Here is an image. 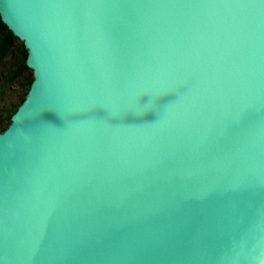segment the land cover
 I'll return each instance as SVG.
<instances>
[{"label":"water","instance_id":"water-1","mask_svg":"<svg viewBox=\"0 0 264 264\" xmlns=\"http://www.w3.org/2000/svg\"><path fill=\"white\" fill-rule=\"evenodd\" d=\"M34 81L0 133V264H264V0H0Z\"/></svg>","mask_w":264,"mask_h":264},{"label":"trees","instance_id":"trees-1","mask_svg":"<svg viewBox=\"0 0 264 264\" xmlns=\"http://www.w3.org/2000/svg\"><path fill=\"white\" fill-rule=\"evenodd\" d=\"M0 60L5 57L6 55V51H7V44L10 43H14L15 46L17 47V49H15V59L16 61H18L17 63L14 62L13 64V69H9L7 71V76H5V79L9 82H13L16 83L17 79L19 77H22L23 75H27L28 76V80H27V84H22L20 83L21 89V94L18 93L17 94V100L18 103L14 104V100L9 101V106L7 109V123L5 125V127H0L2 128V131L0 132H4L6 131V129L10 126L11 124V119L13 117V115L18 111L19 107L24 103V101L27 98V95L31 89L32 83L34 81V73L31 71V74H27L28 72H30V68L27 65V59H28V50L26 49L24 43L20 42L13 34V32L7 27V25H5L1 19V15H0ZM18 42V44H16ZM6 46V47H5ZM12 67V66H9ZM30 77H33L32 80ZM9 87V83H7L6 86L0 84V95H2L4 88H8ZM3 124V120L2 117L0 116V126Z\"/></svg>","mask_w":264,"mask_h":264},{"label":"rangeland","instance_id":"rangeland-1","mask_svg":"<svg viewBox=\"0 0 264 264\" xmlns=\"http://www.w3.org/2000/svg\"><path fill=\"white\" fill-rule=\"evenodd\" d=\"M1 36L2 35H0V38H1ZM17 39L20 42H22L19 38H17ZM16 44H18V42ZM7 48L8 49L6 51L5 57H3L0 60V84L6 86L7 83H9V87L7 89L4 88L2 95H0V116L2 117V120H3V124L0 127H5L6 123L8 122L7 121V116H8L7 109H8V106H9L8 102L9 101L13 102V100H14V102H15L14 104L18 103V101H16L17 100V94L18 93L21 94V89H22L21 87H19L20 83L25 85V84H27V80H28V76L27 75H23L22 77H19L17 79L16 83L13 82V85H12V82H9V81H7L5 79V76H7V71L9 69H12L14 71L13 64H14V62H16V63L18 62V61H16L15 56H14L15 55V49H17L15 44L9 42V44H7ZM9 66H12V67H9ZM31 71L33 72V70L30 69V72H28L27 74L30 75ZM30 78L32 80L33 77H30ZM11 123H12V119H11ZM0 131H2V128H0ZM0 133H2V132H0Z\"/></svg>","mask_w":264,"mask_h":264}]
</instances>
